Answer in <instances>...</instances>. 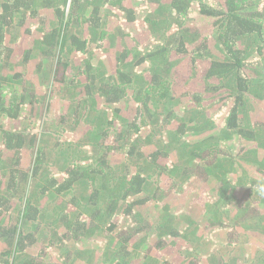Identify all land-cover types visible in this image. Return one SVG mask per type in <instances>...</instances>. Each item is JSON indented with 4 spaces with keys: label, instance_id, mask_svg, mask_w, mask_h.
Masks as SVG:
<instances>
[{
    "label": "trees",
    "instance_id": "trees-1",
    "mask_svg": "<svg viewBox=\"0 0 264 264\" xmlns=\"http://www.w3.org/2000/svg\"><path fill=\"white\" fill-rule=\"evenodd\" d=\"M0 264H264V0H0Z\"/></svg>",
    "mask_w": 264,
    "mask_h": 264
},
{
    "label": "rangeland",
    "instance_id": "rangeland-1",
    "mask_svg": "<svg viewBox=\"0 0 264 264\" xmlns=\"http://www.w3.org/2000/svg\"><path fill=\"white\" fill-rule=\"evenodd\" d=\"M183 102H184L183 100H179V99H178V102L176 103V107H178L177 111L179 112V113H177V117H179V115H180V113H181L180 110H181L182 108L185 107V106L183 107V105H182ZM182 114H183V112L181 113V115H182ZM181 115H180V116H181ZM197 117H198L197 120H199V119L202 120V122H201V126L203 125V126H206V127H207V126H214V125H215L214 121H212V122H210V121H209V122H206V121H205L206 118H203V116H202L200 113L197 115ZM50 122H51V120H50V119H47L46 122H45V125L48 126ZM47 126H45V127L48 128ZM215 129H216V127H215L214 129H210V130H215ZM208 131H209V130H207L205 133L207 134ZM214 132H215V131H214ZM205 133H204V132L202 133V137H204V138L207 137V135H206ZM207 139H208V137H207ZM246 151H247V150H246ZM246 151H244V152L240 155V157L243 158V163H244V162H245V163L248 162V161H246V158H245L246 156H249V155H250V156H253V155L251 154V152L246 153ZM43 203L46 204L45 202H43Z\"/></svg>",
    "mask_w": 264,
    "mask_h": 264
}]
</instances>
